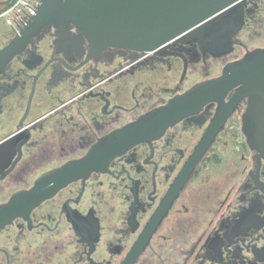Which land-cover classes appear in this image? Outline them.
<instances>
[{"label": "flooded vegetation", "instance_id": "af4514ba", "mask_svg": "<svg viewBox=\"0 0 264 264\" xmlns=\"http://www.w3.org/2000/svg\"><path fill=\"white\" fill-rule=\"evenodd\" d=\"M12 2L0 264H264V0L155 52L94 50L74 26L26 37Z\"/></svg>", "mask_w": 264, "mask_h": 264}, {"label": "water", "instance_id": "95a60500", "mask_svg": "<svg viewBox=\"0 0 264 264\" xmlns=\"http://www.w3.org/2000/svg\"><path fill=\"white\" fill-rule=\"evenodd\" d=\"M239 0H43L37 14L25 27L27 37L32 30L54 26L60 36H70L72 26L85 37L94 50L118 47L137 51L155 52L167 47L174 40H182L214 22L219 15ZM214 23L213 25L216 26ZM17 41V40H16ZM5 53L12 57L16 43ZM250 62L241 64L249 65ZM218 80L215 85L219 86ZM127 129L126 132H131ZM202 146L194 153L191 165L182 182L187 180L203 156ZM90 159L81 164H87ZM68 177V176H67ZM70 179L60 177L53 191L40 190L47 179L29 193L38 195L41 202ZM1 226V225H0Z\"/></svg>", "mask_w": 264, "mask_h": 264}, {"label": "built area", "instance_id": "2783aa9c", "mask_svg": "<svg viewBox=\"0 0 264 264\" xmlns=\"http://www.w3.org/2000/svg\"><path fill=\"white\" fill-rule=\"evenodd\" d=\"M42 1L43 0H13V2L5 8L2 16L8 24H11L14 19H16L18 23L24 24L28 19H31L37 14Z\"/></svg>", "mask_w": 264, "mask_h": 264}]
</instances>
